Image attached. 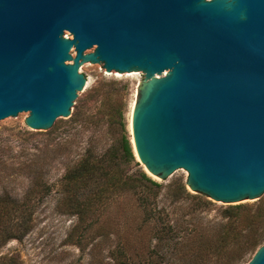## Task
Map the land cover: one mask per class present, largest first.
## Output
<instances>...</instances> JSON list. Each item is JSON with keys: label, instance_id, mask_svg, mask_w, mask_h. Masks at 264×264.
<instances>
[{"label": "water", "instance_id": "obj_1", "mask_svg": "<svg viewBox=\"0 0 264 264\" xmlns=\"http://www.w3.org/2000/svg\"><path fill=\"white\" fill-rule=\"evenodd\" d=\"M86 64L143 73L131 143L147 173L183 169L228 205L262 196L264 0H0V120L68 117Z\"/></svg>", "mask_w": 264, "mask_h": 264}, {"label": "rangeland", "instance_id": "obj_2", "mask_svg": "<svg viewBox=\"0 0 264 264\" xmlns=\"http://www.w3.org/2000/svg\"><path fill=\"white\" fill-rule=\"evenodd\" d=\"M80 72L87 85L74 100L70 115L58 118L49 129L29 128L25 112L0 120V236L6 224L14 229L16 222L25 220L20 238L0 239V256L12 255L17 264H183L180 256L189 250L190 230L214 229L230 205L191 191L183 169L165 180L149 175L134 155L131 112L143 73L108 72L99 64L83 65ZM103 82L114 83L117 94L104 99L98 118L84 121L93 108L95 90ZM123 138L132 159L119 170H126L132 178L144 172L160 186L147 188L134 181L124 187L121 178L115 177L91 180V187H79L74 195L71 192L81 201L89 200L79 218L71 203L63 201L66 171L85 156L86 148L97 158L120 160ZM98 187L104 190L96 201ZM260 203L264 205V193L257 200L232 205ZM169 223L176 225L179 237L164 241L158 254L175 253L161 259L154 255V233L147 234L146 228ZM208 237L202 233L195 237L196 243ZM252 256L246 255L239 264H246Z\"/></svg>", "mask_w": 264, "mask_h": 264}, {"label": "trees", "instance_id": "obj_3", "mask_svg": "<svg viewBox=\"0 0 264 264\" xmlns=\"http://www.w3.org/2000/svg\"><path fill=\"white\" fill-rule=\"evenodd\" d=\"M115 94H117V91L114 83H100L99 87L95 90L93 108H91L84 121H87L88 118L91 121L98 118L104 99L110 98ZM122 146L123 155L120 160L114 159V157H110L107 160L103 157L97 158L92 155L89 148H86L85 156L75 166L66 171L61 185L66 194L63 201L71 203L73 213L77 214L79 218H81L83 209H85L86 203L89 200L87 198L85 201H81L78 196L73 195L79 187H91V180L94 182H99L95 181L99 179L108 181L115 177L116 179L121 178L124 187L134 181L144 183V186L147 188L160 186V184L149 178L144 172H140L137 178H132L126 170H119L122 164L125 165L132 159L131 148L126 138H123ZM120 173H122V176ZM102 190L104 189L99 190L98 187L97 192L99 193L97 195ZM182 191L185 193L186 189L183 187ZM71 192H73V195H71ZM100 197L101 195L96 198V201H99ZM91 201H94V198ZM222 212L221 220L214 224V229H206L203 232L199 229L190 230L193 237L189 241V250L183 252L180 256L183 259V264H239L244 260L246 255H253L255 250L264 242V205L261 203L258 205H230ZM18 215L21 216L20 214ZM24 223L25 220L16 222L14 229L8 228V224L3 226L0 236L1 241L6 242L9 239L20 238L23 235L20 229L25 227L23 226ZM175 228L176 225L171 223L163 224L160 227H156V229L154 226L146 228L147 234L151 231L154 233L152 234L156 240V249L154 250L156 254L154 255L161 259L166 256H174L175 252L173 250L170 251V254L166 252L158 254V250L164 241L173 240L178 235ZM202 233H207L209 237L199 240L197 244L195 237H200ZM176 244L178 242H175L174 245ZM0 264H17V261L12 255H3L0 256Z\"/></svg>", "mask_w": 264, "mask_h": 264}, {"label": "bare ground", "instance_id": "obj_4", "mask_svg": "<svg viewBox=\"0 0 264 264\" xmlns=\"http://www.w3.org/2000/svg\"><path fill=\"white\" fill-rule=\"evenodd\" d=\"M86 85H87V83H86ZM130 129H131V124H130ZM148 174L151 175L149 172H148ZM151 176H152V175H151ZM153 177H154V176H153Z\"/></svg>", "mask_w": 264, "mask_h": 264}]
</instances>
